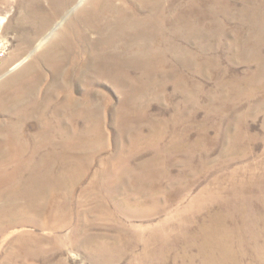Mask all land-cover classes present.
Instances as JSON below:
<instances>
[{"label": "rangeland", "instance_id": "obj_1", "mask_svg": "<svg viewBox=\"0 0 264 264\" xmlns=\"http://www.w3.org/2000/svg\"><path fill=\"white\" fill-rule=\"evenodd\" d=\"M121 1L95 34L68 28L79 6L28 47L33 7L0 0V181H16L0 187V264H47L17 240L52 231L6 226L50 215L52 183L76 186L75 168L73 221L55 233L73 247L51 264H264V0ZM166 222L174 241L149 237ZM214 223L230 253L202 239Z\"/></svg>", "mask_w": 264, "mask_h": 264}, {"label": "bare ground", "instance_id": "obj_2", "mask_svg": "<svg viewBox=\"0 0 264 264\" xmlns=\"http://www.w3.org/2000/svg\"><path fill=\"white\" fill-rule=\"evenodd\" d=\"M19 1L25 2V4H27L28 8L31 6L33 7V9L31 8V10H29L30 11L29 14L26 13V14L22 15L21 20H20V24H22V27L26 26V28L28 27L29 29L33 28L32 32H34L36 35L35 37H31V38L25 37L24 38V40L26 41V45L28 47H31L34 44H36L38 47L44 46L46 43V41L44 40V37H46L48 32H50L51 30L54 29V27L57 25V20L63 19L64 17L66 18V16H68L72 10L77 9L79 6L81 7L80 11H78V13L75 16H71L68 28L70 29V31L75 30L77 32L79 25L84 24L86 32L88 31V32L94 33V34L96 33L97 29H96L95 25H91V23L95 22V19H97L98 16H100L101 11H103L102 7L110 4V7L106 6L104 8H106V9L109 8V10L111 8L112 13H116V11L123 10L124 7H126L125 3L121 0H119L120 1L119 4H116L114 0H47L46 5L43 3V0H19ZM162 1L163 0L158 2L157 5L161 4ZM45 8L48 9L50 13L45 14V12H46ZM112 19H115V16ZM163 19H165V18H163ZM181 19H186V17L181 18ZM164 21H166V20H164ZM62 27H63V29H65V28H67V25L64 23V24H62ZM23 30H25V28ZM25 36H28V35H25ZM31 65H37V61L34 60ZM17 79H14L13 82H15ZM35 80L36 79L30 80L29 83L33 82L34 84H36ZM0 91H2L1 88H0ZM17 154H18V156L20 155V153H17ZM79 155H81V154H79ZM70 156L74 157L75 155H70ZM66 158H68V156H66ZM9 166H10V164H9ZM21 167H22L21 165H18L17 169H18L19 173L22 174ZM1 169L2 168H0V170ZM2 172H3V170H2ZM79 174H80V170L76 169V168L74 171H71V174H70L71 175L70 180L75 179L76 180L75 181L76 186H77L78 181H80L82 179V177L79 178ZM62 182L63 181L61 180V181H55V183H52V186L55 189L56 195L54 197V202H52L53 210L50 212L51 213L50 215L45 217V219L41 218L42 210L40 209V207H36L35 211L29 210V211H27L29 213L26 212L27 214H24V213H20V215L13 214L12 220H10L9 225L6 226V228H9V227L11 228L12 226H15L18 224H25V223H28V221H29V222L35 223L38 226H41L43 228V230L52 231L53 236L49 237V238H46L43 236H35L33 234H27L26 233V234L20 236V238H18V240H17V244L19 247L18 251L21 254H28V255L30 254L33 256L43 255V257L45 258L44 260L47 261V264H51L50 262L52 261V259H56V257L49 259L50 256L61 255V254L65 253L68 246L73 247V243L70 244L69 242L63 240V236L55 235L56 232H60L64 229L68 228L73 221V216H72L70 206L72 205V201H73L72 200L73 198L71 197L72 192L76 190V186L72 187V185H70L71 183H66L61 187L60 185ZM13 184H16L15 180H7V181L2 180V181H0V187H4V185H5L7 188H10V186ZM46 185H47V183H46ZM39 186L41 187V185H39ZM35 187H37V185ZM44 187H45V184H43L42 188H44ZM7 188H5V189H7ZM211 196H212L211 194L208 195V197H211ZM151 200H152V204L154 206L157 202V199L153 200L151 198ZM203 200H208V199H206L204 197V195H200V196L196 197L193 200V205H190V208L193 206H196V203H201ZM78 204L81 205L82 203H79V202L76 203V205H78ZM118 205L123 206V204H121V203ZM197 207H199V206L197 205ZM195 211L202 213V208H199ZM157 212L158 211L156 209H154L150 212L149 216L151 217V216H153V214H155ZM79 215L82 216V214H78V216ZM18 217H20V218H18ZM15 218H17V220H13ZM167 224H168V222H166L164 225L162 224V228H157L155 233L149 237H157V236L161 237L162 234H165V236L168 235L167 240L169 241V243L171 242L170 239H172V241H174L175 239L172 237H175L176 234L171 229H168ZM222 225L223 224L220 225L218 223H214V225H211L208 230L200 228L199 233L202 235V239H204V240H210L213 238L222 240V238L223 239L227 238L229 243H228L226 252L230 253V251H232V250H230L231 245H232L231 244L232 239H230V237L232 236V233L228 232L227 228H223L224 226H222ZM219 228H220V230H219ZM0 230H2V228ZM166 231H169V233H167ZM199 233H198L197 237H199ZM140 235H143V234L140 233ZM44 243H47V247H45V248L42 247V245ZM87 244L89 245V243H87ZM91 245H93V244H91ZM145 245H146L145 246L146 252L150 251L149 250L150 247H148V244L146 243ZM167 245H168V243H167ZM91 248L92 247H90V249L88 251L89 253H91V252L92 253H94V252L98 253L97 245L94 249H91ZM124 251L127 252L126 249ZM122 253H123V251L121 248L116 249L114 256L119 257V255ZM117 254H119V255H117ZM111 257H113V256H111ZM56 264H64V263L63 262H61V263L57 262ZM140 264H155V263L151 262L150 260L143 259V261Z\"/></svg>", "mask_w": 264, "mask_h": 264}, {"label": "built area", "instance_id": "obj_3", "mask_svg": "<svg viewBox=\"0 0 264 264\" xmlns=\"http://www.w3.org/2000/svg\"><path fill=\"white\" fill-rule=\"evenodd\" d=\"M4 57V52H0V60Z\"/></svg>", "mask_w": 264, "mask_h": 264}]
</instances>
